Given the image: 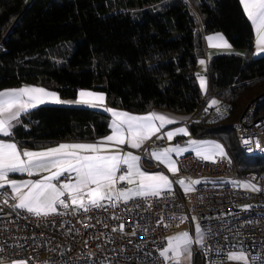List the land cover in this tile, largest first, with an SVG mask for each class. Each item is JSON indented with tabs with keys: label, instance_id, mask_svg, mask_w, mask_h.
I'll return each mask as SVG.
<instances>
[{
	"label": "trees",
	"instance_id": "obj_1",
	"mask_svg": "<svg viewBox=\"0 0 264 264\" xmlns=\"http://www.w3.org/2000/svg\"><path fill=\"white\" fill-rule=\"evenodd\" d=\"M217 32L235 52L209 61V94L219 105L206 109L198 66L205 36ZM254 44L240 0H0V90L29 83L65 99L92 90L132 113L195 115L193 136L220 141L239 174H263L264 157H245L233 129L251 103L260 100L264 113V55H254ZM84 107L35 108L12 137L39 149L109 135V115Z\"/></svg>",
	"mask_w": 264,
	"mask_h": 264
},
{
	"label": "built area",
	"instance_id": "obj_2",
	"mask_svg": "<svg viewBox=\"0 0 264 264\" xmlns=\"http://www.w3.org/2000/svg\"><path fill=\"white\" fill-rule=\"evenodd\" d=\"M259 103H251L233 126L245 157H264V113L258 112ZM179 164L188 184L205 179L219 182L197 184L186 195L175 186L158 196L113 199L103 209L87 213L73 207L65 196L68 208L59 206L58 212L40 216L15 207L16 201L0 188V260L173 264L160 255L167 246V235L186 224L192 229L196 220L204 242L194 245L191 264H264V173L239 174L229 155L213 163L187 154ZM74 178L68 174L54 183L59 186ZM230 253L244 254L247 262L231 263Z\"/></svg>",
	"mask_w": 264,
	"mask_h": 264
},
{
	"label": "snow or ice",
	"instance_id": "obj_3",
	"mask_svg": "<svg viewBox=\"0 0 264 264\" xmlns=\"http://www.w3.org/2000/svg\"><path fill=\"white\" fill-rule=\"evenodd\" d=\"M240 2L246 15L260 34L261 38L258 43L264 45V0H240ZM219 39L223 40V37L220 36ZM223 46L230 47L226 42ZM261 50L264 51V48ZM200 63L204 64V61L201 60ZM201 83L203 86V79ZM79 96L81 100L77 101L78 103L86 102L83 100L84 97H95L101 102L104 99L102 94L85 91H81ZM46 97H53L55 103H63L55 93H49L38 87L25 86L19 89L0 91V134L10 135L11 122L18 120L21 113L28 109L44 104ZM212 103L217 102L212 101ZM92 106L96 105L92 104ZM108 111L112 112L118 122L113 123L112 134L104 137L100 143L60 144L41 151H21L15 143H6L0 140V188H4L5 183L11 186L12 191L16 193L13 198L19 200L15 207L26 209L37 216L47 215L50 212H56L57 206L68 208L69 202L62 199L67 196L71 205H75L87 213L93 208L103 209L106 200L112 201L115 198L127 201L133 196H158L163 189L170 187L171 182L162 173L143 171L139 164V156L133 155L131 152L124 155L118 151L109 153L108 150L111 147L109 142H114L116 145L127 143L132 148H139L145 140L159 132L160 129L154 124V120H159L161 125L173 121L156 113L136 116L112 109H108ZM177 132L186 133V129H178ZM175 134L170 131L167 133V137L171 139ZM193 143L196 142L193 141ZM243 143L248 144L249 141L244 140ZM257 146H259L258 143ZM169 151H174V149L165 150L162 157L168 163L170 170L178 171L174 162L168 159ZM162 157L156 156V159ZM122 165L126 167L122 169ZM34 171L49 172L50 174L38 180L9 181L7 179L9 173L21 172L32 176ZM65 173H75V182H65L58 187L57 183H53V181L59 182L60 177ZM118 173L119 175H117ZM133 177L139 181L136 188H116L118 182L135 183L136 180ZM178 182L184 183L183 180ZM193 183L198 184L200 181L197 180ZM246 187H251V185H246ZM122 227L123 225H121ZM196 231L201 235L198 243L203 244L204 237L198 224ZM192 243L193 240L188 233H181L177 237L170 238L168 247L160 255L166 259H176V264H180L179 257L181 255H184L188 260L191 259ZM169 251L175 252V257H169ZM228 259L247 262L248 258L243 254L230 253ZM14 264H26V262L16 261Z\"/></svg>",
	"mask_w": 264,
	"mask_h": 264
},
{
	"label": "crops",
	"instance_id": "obj_4",
	"mask_svg": "<svg viewBox=\"0 0 264 264\" xmlns=\"http://www.w3.org/2000/svg\"><path fill=\"white\" fill-rule=\"evenodd\" d=\"M243 9H244V7H243ZM251 23H252V21H251ZM252 25H253V23H252ZM253 28H254V32H255L254 55L255 56L264 55V51L261 50V48H264V45L258 43V41L261 38L260 34L258 33L257 28L254 25H253ZM220 36L223 37V40L219 39ZM204 41H205L206 58L203 60L204 64L199 63V66H198V74L200 72L199 69H201V73L199 74V76H200L199 85H200L201 91L205 97V101L207 100L206 101L207 102V108L206 109H211L214 107L215 108L218 107L219 104H218V100L209 94V82H208V76H207L208 63L213 57H215L217 55L230 54V53L235 52V50H234L233 46L229 43L227 38L220 32L206 35ZM224 42H226L227 45H230V47L223 46ZM237 52H240V51H237ZM202 79L204 81L203 86L201 83ZM25 86L43 88V89L47 90V92H49V93H55L58 96V98L61 101H63V103H55V102H53V100H54L53 97H46L45 98L46 102L44 104L38 105L35 108L45 106V105H63V106L76 105V106L89 107V108H92L95 110H100V111L106 112L111 119V127H112L114 122H118V121H117V118L112 114V112L108 111V109H112V110H115L117 112L129 113V114L136 115V116H146L150 113H156V114L164 115L168 119H171L173 121L172 123H165L163 125H161V122L159 120H154V124L160 129L159 132H156L154 135H152L150 139L145 140L139 148H132L127 143L124 145H116L114 142H109L111 144V147L108 150L109 153H115L118 151L121 155H124V154L131 152L133 155L140 157L139 164H140V167L143 171H146L148 173H162L163 175L167 176L169 181L171 182V185L169 188H165L163 190H171V189H174L175 186H178L180 188V190L182 191V193H184L186 195V194L190 193L191 191H193L194 186L197 185L196 183H195V185L188 184L185 181V179L182 177L181 168H180V164H179V159L182 156L187 155V154H194V155H200L203 158L207 157V158H205L207 160H218V161H220V160H222L228 156L223 144L220 141L213 139V138H197V137L193 136V134L191 133L190 127H189V123L193 118H195V115L177 114V113H174L171 111L161 110V109H154V110H152L148 113H144V114L132 113V112H129L126 110L110 107L108 105L107 95L105 93L95 92L92 90H79L76 98H74V99H65L56 90H53V89H50L47 87H43L40 85L29 84V83L22 84L20 87H17V88H7V89H3L0 91L10 90V89H19V88H23ZM81 91L90 92V93H94V94H102L104 99L101 102V101L97 100L95 97H84L83 100L86 102L78 103L77 101L81 100V98L79 96V93ZM212 101H216L217 103L213 104ZM92 104H95L96 106L93 107ZM35 108L28 109L26 112L21 113L18 120L12 121L11 122L12 127L9 128L10 135L0 134V140L4 141L6 143H15L17 145L18 149H20L21 151L22 150L41 151V150H44L47 148L56 147L60 144H95V143H100L103 140V139H100L97 141H62V142H58V143L49 145V146L44 147V148L24 149L19 145V142L15 138L12 137L13 128L21 120V118L24 114L28 113L29 111H31ZM178 129H186V133H179V132H177ZM112 131H113V127H112ZM170 131L176 133L171 139H169L167 137V133ZM110 134H112V132ZM193 141H195L196 143H193ZM217 145H219V147H217ZM169 149H174V151H169L167 153L168 159L170 161L174 162L175 168L178 169V171L170 170L168 163L165 162L163 157H162V154L165 152V150H169ZM141 152H145L147 157L143 158ZM156 156H161L162 158L156 159ZM49 174H50L49 172L34 171V174L32 176H29L27 173L15 172V173H9L7 179L9 181H11V180H15V181L38 180V179H41L43 176L49 175ZM68 174H74L75 175V173H65L63 176L68 175ZM117 175H119V173ZM63 176H61V177H63ZM133 179L136 180L135 183L128 184L126 181L118 182L116 184V188L117 189H124V188H133L134 189V188H136L139 181L135 177H133ZM180 180H183L184 183L180 184L178 182ZM54 181H53V183H54ZM198 181H200V183H198V184H201V183L209 182L210 180L205 179V180H198ZM122 184L124 186H121ZM2 189H4L12 198L16 196V193L12 191L11 186L9 184L5 183V187ZM133 197H135V196H133ZM62 199H63V197H62ZM113 199L116 200L115 198H113ZM14 200L16 201V203L18 205L19 200L18 199H14ZM118 201H125V200L120 199ZM108 202L109 201H107V200L104 201V203H108ZM72 206L75 208H78L75 205H72ZM58 211H59V206H57L56 212H58ZM56 212H50L48 214H52V213H56ZM195 221L196 220H193L192 229H191V226L188 224L183 226L184 230L192 238L193 243L191 245V259L188 260V259H186V257L184 255H181L179 257L180 264H191V262L193 260V247H194V245H201V243H198V241H200V239H201V235H200V233L198 235L196 234ZM183 228H181V229H183ZM176 231H178V230H176ZM174 232H171L167 235V246H166V248L169 245V241H170L169 236ZM168 256L169 257H175V254L168 253ZM163 258L165 260L173 263V264H176V259H166L165 257H163ZM14 262H16V261L0 260V264H14ZM26 264H28V263H26Z\"/></svg>",
	"mask_w": 264,
	"mask_h": 264
},
{
	"label": "rangeland",
	"instance_id": "obj_5",
	"mask_svg": "<svg viewBox=\"0 0 264 264\" xmlns=\"http://www.w3.org/2000/svg\"><path fill=\"white\" fill-rule=\"evenodd\" d=\"M199 74L201 73V69H199ZM199 78H200V76H199ZM69 107H83V106H76V105H73V106H69ZM84 108H87V107H84ZM92 109V108H91ZM92 110H94V109H92ZM99 111V110H98ZM196 156H199V157H202V156H200V155H196ZM203 158V157H202ZM203 159H205V158H203ZM206 161H209V162H213V163H216V162H218V160H207V159H205ZM197 224H198V222H196L195 221V230H196V226H197ZM199 225V224H198ZM199 227H200V225H199ZM183 228V227H182ZM201 228V227H200ZM181 233H187L185 230H184V228L183 229H181L180 228V230L178 229V231H175L174 233H172L170 236H169V240H170V238H173V237H177V236H179ZM196 234L198 235L199 233H197V231H196ZM169 243H170V241H169ZM168 253H172V254H175V252H173V251H169ZM237 255H240V254H237ZM244 255V254H243ZM231 261V263H235V262H238V261H243L244 262V260H230Z\"/></svg>",
	"mask_w": 264,
	"mask_h": 264
}]
</instances>
